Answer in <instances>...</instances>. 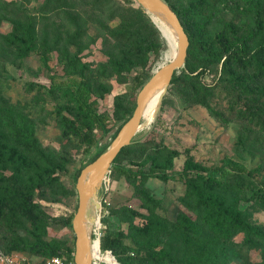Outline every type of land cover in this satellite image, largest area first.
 <instances>
[{"label":"rangeland","instance_id":"374dc122","mask_svg":"<svg viewBox=\"0 0 264 264\" xmlns=\"http://www.w3.org/2000/svg\"><path fill=\"white\" fill-rule=\"evenodd\" d=\"M133 1L0 0V169L20 179L0 187V213L13 218L0 220V253L34 263L63 255L66 248L75 255L72 225L55 222L78 210L74 176L119 136L168 50L145 7ZM170 1L191 33L200 35L196 64L207 62L212 71L196 92L206 95L210 109L191 99L185 83L192 79L170 84L151 130L119 154L103 183L98 231L124 232L123 264H264V240L243 229L214 235L199 220L193 193L201 188L264 236V130L239 113L244 87L262 92L255 99L264 104V72L246 68L240 56L223 71L225 53L236 42L252 51L264 40V0ZM129 25L141 29V36L127 34ZM260 59L264 63V54ZM77 83L92 86L97 111L108 114L103 129L72 100ZM83 132L95 138L92 147ZM230 162L247 172L235 173ZM154 164L217 180L115 174L118 167ZM20 186L34 191L13 193ZM144 194L154 198L156 210ZM177 215L196 229L179 225Z\"/></svg>","mask_w":264,"mask_h":264},{"label":"trees","instance_id":"16d2710c","mask_svg":"<svg viewBox=\"0 0 264 264\" xmlns=\"http://www.w3.org/2000/svg\"><path fill=\"white\" fill-rule=\"evenodd\" d=\"M170 4V6L174 9V11L177 13L183 27L185 28V31L189 37L190 41V47L188 50V56L186 61V69L181 73V76H174L172 82H180L184 79H192L190 82H186L185 85L188 89H190L193 94L191 95V99L194 101V103L201 104L207 108L210 109L208 100L206 98V95L203 97H200L197 88H203L201 79L204 78L208 71L211 69L208 67L210 64L207 62H199V64H196V60L194 58V53L198 44V41L200 39V35H196L191 33L190 31V24H188L185 15L178 11L175 4L172 3L170 0H167ZM125 5H131L134 3L133 0H123ZM208 5H205L203 9H206ZM202 10H199V12ZM203 12V11H202ZM259 24V22H257ZM127 34L130 36L132 35L133 39L138 38L141 36L142 30L138 29L136 25H129L125 29ZM29 39L33 42V34H32V24L30 25V30L28 31ZM256 35L255 33H252V35L249 36V39L252 40ZM264 54V40L260 41L254 50L249 51L247 44H241L236 42V45L233 47H230L228 52L225 53V56H227L226 60L224 61V67L223 71L226 72L228 67H230V64L234 61V59H237L239 56L242 58V62L245 65L246 68L248 67H256L260 72H264V63L260 59V55ZM223 59V58H222ZM221 59V60H222ZM220 60V61H221ZM212 71V70H211ZM210 71V72H211ZM137 86L141 84V78L137 77ZM182 79V80H181ZM220 83V82H219ZM245 90V102L242 104V107L240 108L239 113L243 114L244 119L248 120L250 124L252 125H258L264 130V104L263 101H260L258 99H255L256 96L262 94V92L258 93L257 90H252L249 87H244ZM93 88L90 85H87V83H77L73 84L70 94L72 96V100L76 103L79 110L85 113L90 121L95 125L98 129H103V127L106 124V120H108V114L107 113H100L97 111L96 106L94 103H96V100L93 99ZM95 101V102H94ZM250 101V102H249ZM71 128H74L75 126L71 123ZM84 131V130H83ZM84 133V132H83ZM86 133V134H85ZM84 134L87 136L85 141L88 148L92 147L95 144V138L91 134L85 132ZM126 151V148L121 151V154ZM104 151H102L103 153ZM100 153V155L102 154ZM100 155L93 158L90 162L82 165L81 169L77 171V173L74 176V179L77 180L80 176L82 170L88 166L90 163H92L94 160H96ZM229 168L233 170L237 174H242L247 172V170L239 165H236L234 163L228 164ZM115 174H118L120 176H124L130 179H138V178H149L154 177L160 180H166L170 178H185L188 180L198 181V182H206L208 179H212L209 177H206L200 173H192V172H180V173H171L167 171L162 165L160 164H154L151 167H143L139 168L137 170L134 169H127V168H115ZM7 180L14 181L15 184H18L20 182L19 177L16 175H13L12 177H6L4 174H2V170L0 169V187L3 185V181L7 182ZM213 181L217 180V176H214ZM13 193L18 194H28L32 193L34 191V188L32 187H23L20 186L19 188H12ZM193 193L197 200V213L199 220L204 224L209 226V230L216 236L221 237H227L231 232H234L236 230L243 229L245 232L251 234L254 237L262 238L264 240V236L255 228L251 227L246 221L242 220L239 215L234 213L230 208H226L221 203H219L215 198L209 196L204 190L201 188L193 189ZM144 202L148 203L152 207H154V210H156V201L151 196L144 194L142 197ZM74 215H70L68 217H60L55 222L57 224H61L64 226H71L73 221ZM0 220L2 222H5V224L13 220L11 216L4 215L3 213H0ZM177 222L179 225L183 226L185 229L192 231L195 230V226L192 223V221L183 215H177ZM103 236L101 237V246L103 250H111L118 261L123 264V260L121 258V254L123 252L122 248L125 244V234L122 230H118L115 232H112L110 230L105 229L103 231ZM57 253V251L55 250ZM59 253V252H58ZM9 255V254H8ZM55 256H63L67 257L69 260L74 259V254H72V251L70 248H66L63 250V255H56ZM53 256V257H55ZM43 263V262H41ZM125 264V263H124Z\"/></svg>","mask_w":264,"mask_h":264},{"label":"water","instance_id":"95a60500","mask_svg":"<svg viewBox=\"0 0 264 264\" xmlns=\"http://www.w3.org/2000/svg\"><path fill=\"white\" fill-rule=\"evenodd\" d=\"M136 1L142 5L150 4L171 21L178 37V53L170 65L158 69L155 75L142 88L137 98V107L134 114L119 136L96 160L82 170L77 179L76 189L79 195V206L72 221V227L76 234V251L74 256L76 264H93L91 253L93 230L91 232L88 230L87 211L89 205L100 195L103 183L107 179L116 158L123 149L133 144L142 120L148 95L164 83H166L168 91L174 76H177L181 70L186 68L190 41L177 13L165 0Z\"/></svg>","mask_w":264,"mask_h":264},{"label":"bare ground","instance_id":"6f19581e","mask_svg":"<svg viewBox=\"0 0 264 264\" xmlns=\"http://www.w3.org/2000/svg\"><path fill=\"white\" fill-rule=\"evenodd\" d=\"M147 14H150L157 25V27L161 30V33L167 42L168 50L164 53L162 62L160 64V68H164L170 65L176 58L179 48L178 37L177 34L171 24V21L158 9L154 8L150 4H143ZM163 45V44H162ZM159 66V65H158ZM167 92L166 83L161 84L157 88H155L147 97L146 105L143 111L142 120L137 130L136 137L145 136L152 128V125L155 123L160 109L163 104V98ZM101 200V196L99 195L90 205L87 211L88 216V230L91 232L92 230L98 229V216H97V206ZM97 248V244L93 249Z\"/></svg>","mask_w":264,"mask_h":264},{"label":"built area","instance_id":"2783aa9c","mask_svg":"<svg viewBox=\"0 0 264 264\" xmlns=\"http://www.w3.org/2000/svg\"><path fill=\"white\" fill-rule=\"evenodd\" d=\"M102 234L100 231L93 230L92 234V263L93 264H121L111 250H103L101 246ZM97 244V248L93 249V245ZM1 264H76L74 259L69 260L67 257L55 256L43 263H34L23 256H12L0 253Z\"/></svg>","mask_w":264,"mask_h":264}]
</instances>
